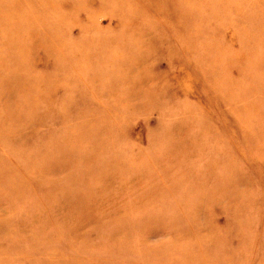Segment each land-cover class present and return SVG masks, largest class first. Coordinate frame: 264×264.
I'll list each match as a JSON object with an SVG mask.
<instances>
[{
    "label": "rangeland",
    "instance_id": "rangeland-1",
    "mask_svg": "<svg viewBox=\"0 0 264 264\" xmlns=\"http://www.w3.org/2000/svg\"><path fill=\"white\" fill-rule=\"evenodd\" d=\"M0 264H264V0H0Z\"/></svg>",
    "mask_w": 264,
    "mask_h": 264
}]
</instances>
